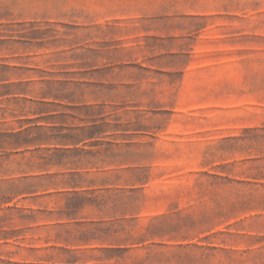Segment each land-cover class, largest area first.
Returning <instances> with one entry per match:
<instances>
[{"label": "rangeland", "instance_id": "rangeland-1", "mask_svg": "<svg viewBox=\"0 0 264 264\" xmlns=\"http://www.w3.org/2000/svg\"><path fill=\"white\" fill-rule=\"evenodd\" d=\"M0 264H264V0H0Z\"/></svg>", "mask_w": 264, "mask_h": 264}, {"label": "trees", "instance_id": "trees-1", "mask_svg": "<svg viewBox=\"0 0 264 264\" xmlns=\"http://www.w3.org/2000/svg\"><path fill=\"white\" fill-rule=\"evenodd\" d=\"M64 158V157H63ZM62 157H56V156H52V158L51 159H49V160H56V161H58L59 163H61L64 159H63ZM47 162H49V161H47ZM71 184V183H70ZM33 185H31V187H32ZM25 190H28L29 192H37V190H31L30 191V189L29 188H24V189H22L21 191H16L17 193H16V195H18L19 193H22L23 191H25ZM11 200H13V198L12 197H7V198H5L4 199V202H6V201H11ZM69 206H70V204H69ZM68 206V207H69ZM11 208H18V206H17V204L15 203L13 206H11Z\"/></svg>", "mask_w": 264, "mask_h": 264}]
</instances>
